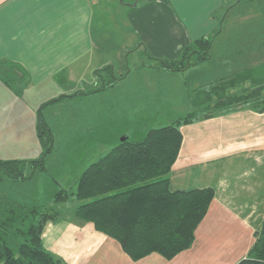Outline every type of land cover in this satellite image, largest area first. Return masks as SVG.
<instances>
[{
    "label": "crops",
    "instance_id": "0c3cea01",
    "mask_svg": "<svg viewBox=\"0 0 264 264\" xmlns=\"http://www.w3.org/2000/svg\"><path fill=\"white\" fill-rule=\"evenodd\" d=\"M225 1L122 0L114 13L133 33L122 42L125 50L137 47L156 59H178L196 39L212 38L209 56L201 61L194 57L193 90L201 104L195 107V121L181 127L183 142L171 172L174 190H215L194 243L172 259L153 252L135 261L92 222L63 215L46 223L42 238L49 251L69 264H236L248 254L264 221V111L250 102L217 103L224 96L251 92L257 100L264 97V19L230 16L232 7L221 21L211 17ZM98 7L94 0H0V61L19 63L30 75L22 98L15 97L18 138L6 137V143H13L8 151L28 150L21 139L28 126L26 114L30 127H36L37 108L27 109L28 93H42L60 75L63 85L85 82L86 73L101 69L108 35L95 37L94 21L107 10L106 5ZM224 20L229 29L232 23L254 27L225 31ZM3 108L6 114V103ZM4 123L10 128L8 120Z\"/></svg>",
    "mask_w": 264,
    "mask_h": 264
},
{
    "label": "trees",
    "instance_id": "16d2710c",
    "mask_svg": "<svg viewBox=\"0 0 264 264\" xmlns=\"http://www.w3.org/2000/svg\"><path fill=\"white\" fill-rule=\"evenodd\" d=\"M211 42L210 37L196 39L183 49L178 59H158L161 61L158 67L184 72L194 65V57L201 61L209 56ZM105 69L108 68L95 72L100 80ZM0 79L21 96L29 85L30 75L19 63L2 60ZM114 81L103 79V84H98L96 89L63 94L47 103L96 92ZM253 94L224 96L217 104L233 106L250 102L255 110L263 112L264 97L257 100ZM198 99L195 97L194 100L196 107L201 104ZM41 108L37 112L36 127L41 141L49 147L39 159H1L0 170L8 177L25 179L22 171L26 163L45 169L53 135ZM196 118V114L189 113L171 124L149 129L137 140L126 136L82 172L75 191L61 189L52 201L60 204L73 196L83 201L74 208V216L92 222L97 230L118 240L135 261L153 252L166 259L174 258L194 243L196 229L215 196L213 187L182 190L171 187L172 168L183 142L181 127ZM48 205L36 201L23 203L0 194V264H69L44 245L42 234L46 223L63 216L58 209ZM255 237L246 257L236 264H264V221Z\"/></svg>",
    "mask_w": 264,
    "mask_h": 264
},
{
    "label": "rangeland",
    "instance_id": "374dc122",
    "mask_svg": "<svg viewBox=\"0 0 264 264\" xmlns=\"http://www.w3.org/2000/svg\"><path fill=\"white\" fill-rule=\"evenodd\" d=\"M124 1L132 3L134 0ZM121 2L122 0H94L96 10L99 5H106L107 10L105 15L96 17L94 21L95 37L108 35L107 49L104 50L101 60L103 63L101 68H108L102 72L103 79L116 81L96 92L78 94L47 103L63 94L96 89L98 84L101 86L103 79L97 81L99 77L97 78L96 71L91 70L86 73L85 82L63 85L61 84L63 78L60 75L42 93H35L33 96L32 93H28L25 97L28 110L34 112L37 108L36 112H38L43 105L41 108L43 119L53 135L51 151L46 156L45 169L36 168L28 163L24 165L22 173L25 179L19 178L21 176L8 177L3 170H0V177H3L2 180L0 179L1 195L23 203L34 201L46 205L50 203L49 205L53 206V209H58L62 215L75 217L74 208L83 201L73 196L67 202L56 204L52 201L53 196L61 189L75 191L80 175L91 163L108 153L126 136L137 140L144 137L151 128L171 124L189 113L198 114L194 101L193 68L186 72L168 71L158 67L161 61L154 59L151 52L152 57H149L145 50L137 47L129 46V49L125 50L122 42L126 37L132 38L133 33L120 15H114L119 11ZM194 7L201 8L196 4ZM230 7H232L230 16L252 14L264 19V0H242L238 3L237 0H226L222 9L210 16L221 21ZM226 20H224L225 31L239 30L240 26L254 27V23L251 25L248 22L232 23L233 28L229 29ZM215 45L216 43L213 44V48ZM240 61L241 58L237 63ZM111 65L114 67H110ZM1 83L3 86L0 87V139H2L0 160L13 159L14 157H11L13 155H18V159H31L29 157L39 159L49 146L41 141L37 127H30L31 119L28 114L25 118L28 126L25 135L21 137L22 144L26 142L25 146L28 150L8 151L13 143H6V137L18 138L14 133L16 128L13 127L14 117H17L13 107H15V97L18 95L3 81ZM5 103L6 114L3 108ZM5 119L12 127L5 126ZM16 124H19L18 120Z\"/></svg>",
    "mask_w": 264,
    "mask_h": 264
},
{
    "label": "water",
    "instance_id": "95a60500",
    "mask_svg": "<svg viewBox=\"0 0 264 264\" xmlns=\"http://www.w3.org/2000/svg\"><path fill=\"white\" fill-rule=\"evenodd\" d=\"M125 140V138L122 139V141Z\"/></svg>",
    "mask_w": 264,
    "mask_h": 264
},
{
    "label": "flooded vegetation",
    "instance_id": "af4514ba",
    "mask_svg": "<svg viewBox=\"0 0 264 264\" xmlns=\"http://www.w3.org/2000/svg\"><path fill=\"white\" fill-rule=\"evenodd\" d=\"M99 80H100V78H99Z\"/></svg>",
    "mask_w": 264,
    "mask_h": 264
}]
</instances>
